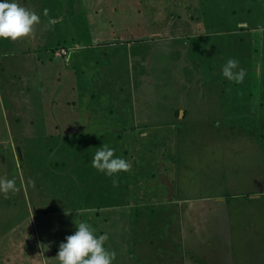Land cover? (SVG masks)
<instances>
[{
	"label": "rangeland",
	"instance_id": "374dc122",
	"mask_svg": "<svg viewBox=\"0 0 264 264\" xmlns=\"http://www.w3.org/2000/svg\"><path fill=\"white\" fill-rule=\"evenodd\" d=\"M19 3L40 23L0 39V264H59L81 221L113 264H264V0ZM102 143L131 170L94 169Z\"/></svg>",
	"mask_w": 264,
	"mask_h": 264
},
{
	"label": "clouds",
	"instance_id": "9594fccd",
	"mask_svg": "<svg viewBox=\"0 0 264 264\" xmlns=\"http://www.w3.org/2000/svg\"><path fill=\"white\" fill-rule=\"evenodd\" d=\"M43 14L48 15L44 9ZM40 23V15L19 3V0H0V39L16 41L33 33L34 25ZM237 58H229L222 66V76L237 84L243 83L247 72L239 67ZM91 166L106 176L113 177L128 172L132 163L116 155V149L101 144L91 157ZM15 179L0 178V193L17 191ZM74 234L65 238L59 246L57 259L59 264H113L116 252L105 248L108 234L97 235L87 222L76 225Z\"/></svg>",
	"mask_w": 264,
	"mask_h": 264
},
{
	"label": "water",
	"instance_id": "95a60500",
	"mask_svg": "<svg viewBox=\"0 0 264 264\" xmlns=\"http://www.w3.org/2000/svg\"><path fill=\"white\" fill-rule=\"evenodd\" d=\"M7 114H8L9 119H11V117H10V112H9V111H8ZM17 153H18L19 158H22V156H21V151H20V148H19V147H17ZM19 194H20V197L22 198L21 190H19Z\"/></svg>",
	"mask_w": 264,
	"mask_h": 264
},
{
	"label": "trees",
	"instance_id": "16d2710c",
	"mask_svg": "<svg viewBox=\"0 0 264 264\" xmlns=\"http://www.w3.org/2000/svg\"><path fill=\"white\" fill-rule=\"evenodd\" d=\"M264 84V83H263ZM263 96H264V94H263Z\"/></svg>",
	"mask_w": 264,
	"mask_h": 264
}]
</instances>
